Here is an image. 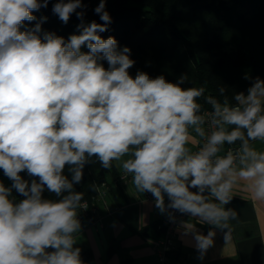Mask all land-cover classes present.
Returning a JSON list of instances; mask_svg holds the SVG:
<instances>
[{"label":"clouds","instance_id":"9594fccd","mask_svg":"<svg viewBox=\"0 0 264 264\" xmlns=\"http://www.w3.org/2000/svg\"><path fill=\"white\" fill-rule=\"evenodd\" d=\"M50 2L0 0V170L11 182L0 180V264H84L76 245L88 205L75 185L93 158L150 193L170 221L187 215L181 223L203 260L216 229L230 239L238 212L226 206L237 187L264 202V147L255 146L264 145V79L245 75L250 86L230 100L223 87V99L184 87L187 74L132 75L131 49L101 35L112 23L107 0L93 10L102 23L86 21L82 0H56L63 24L80 21L67 39L33 14Z\"/></svg>","mask_w":264,"mask_h":264},{"label":"trees","instance_id":"16d2710c","mask_svg":"<svg viewBox=\"0 0 264 264\" xmlns=\"http://www.w3.org/2000/svg\"><path fill=\"white\" fill-rule=\"evenodd\" d=\"M55 2L51 0L47 8L33 14L38 19L47 17L42 24L45 31L67 39L77 33L80 21L73 14L68 24H63L51 11ZM82 2L88 5L86 21L102 23L93 11L99 0ZM106 10L112 23L101 35L114 36L119 46L131 49V58L136 61L130 69L132 75L139 69L152 77L163 74L175 82L187 74L189 82L184 87L204 86L206 95L219 99H223L219 92L223 87L230 100L235 92L246 91L250 86L251 80L244 79L245 75L264 79V0H107ZM25 23L32 27L36 21ZM93 161L86 164L81 183L75 185L76 190L84 192V200L89 201L103 183L112 192L119 175L115 166L105 170L95 158ZM44 196L56 199L47 191ZM155 227L161 237L162 220ZM91 257L89 248L81 253L84 263Z\"/></svg>","mask_w":264,"mask_h":264},{"label":"crops","instance_id":"0c3cea01","mask_svg":"<svg viewBox=\"0 0 264 264\" xmlns=\"http://www.w3.org/2000/svg\"><path fill=\"white\" fill-rule=\"evenodd\" d=\"M255 146L264 147L260 142ZM2 174L0 180L4 178ZM114 185L117 188L110 193L113 212L108 214L100 207L92 220L81 221L82 231L76 246L82 249L81 253L89 248L92 254L84 264H161L160 236L155 224L164 215L155 208L154 200L146 193H138L130 181L119 180ZM233 196L226 207L234 208L238 218L229 222L230 239L227 242L224 239L227 230L216 229L213 246L203 260L198 259L193 236L185 234L181 223L189 220L186 216L180 220L176 248L165 264H264V202L254 201L243 186L237 187ZM196 227L204 234L210 228L199 224Z\"/></svg>","mask_w":264,"mask_h":264},{"label":"built area","instance_id":"2783aa9c","mask_svg":"<svg viewBox=\"0 0 264 264\" xmlns=\"http://www.w3.org/2000/svg\"><path fill=\"white\" fill-rule=\"evenodd\" d=\"M209 111L211 108H206ZM228 146L226 145L225 148ZM232 147H238V145H233ZM122 173L120 174V177L117 178V181L122 180L125 181L124 179L121 178ZM193 191H195L193 189ZM108 192L106 188V184L103 183L102 185L99 186L97 194L93 197L92 201L89 200H84L87 202L88 208L81 210L79 212V219L82 221L85 218H89L90 216H93L94 213L98 211V209L103 206L105 209L106 213L111 214L113 212L111 204H109L108 201ZM146 196L150 199L154 198L150 193H146ZM167 203V199H166ZM176 219L174 222L170 221L166 215L163 216L162 218V227H163V234L160 237V262L161 264H165L168 260L169 257V252L173 251L176 248L175 244V238H176V232L177 228L179 226L180 220L187 215H181L180 213L175 214Z\"/></svg>","mask_w":264,"mask_h":264},{"label":"rangeland","instance_id":"374dc122","mask_svg":"<svg viewBox=\"0 0 264 264\" xmlns=\"http://www.w3.org/2000/svg\"><path fill=\"white\" fill-rule=\"evenodd\" d=\"M0 172H2V170H0ZM121 173H122V172H121ZM121 173H119L118 177H120V174H121ZM22 174H25V175H26V173H22ZM2 176H3V174H2ZM2 176H1V177H2ZM118 177H117V178H118ZM1 180H3V182L5 183V185L8 184V183H11L6 177H4V178L2 177ZM113 183H114V182H113ZM114 184H115V183H114ZM114 184L112 185L113 190H114L115 188H117V187H114V186H115ZM107 192H108V194H107V195H108V196H107V197H108V201H109V204H111V201H110V200H111V195H110L111 192H110V189H109ZM101 207H103V206H101Z\"/></svg>","mask_w":264,"mask_h":264}]
</instances>
